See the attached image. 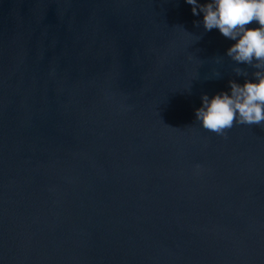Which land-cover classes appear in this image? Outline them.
<instances>
[{"label":"water","instance_id":"95a60500","mask_svg":"<svg viewBox=\"0 0 264 264\" xmlns=\"http://www.w3.org/2000/svg\"><path fill=\"white\" fill-rule=\"evenodd\" d=\"M191 7L0 0V264H264V125L196 120L245 66Z\"/></svg>","mask_w":264,"mask_h":264},{"label":"clouds","instance_id":"9594fccd","mask_svg":"<svg viewBox=\"0 0 264 264\" xmlns=\"http://www.w3.org/2000/svg\"><path fill=\"white\" fill-rule=\"evenodd\" d=\"M193 16L202 14L205 31L217 29L235 43L226 55L236 65L234 73L244 77L243 83L229 80V90L209 98L201 96L202 106L195 118L207 131L225 136L234 124L264 125V0H185ZM258 25L249 27V25ZM248 69H252L249 73ZM249 75L251 79H249Z\"/></svg>","mask_w":264,"mask_h":264}]
</instances>
